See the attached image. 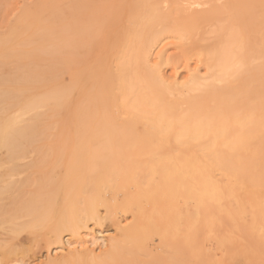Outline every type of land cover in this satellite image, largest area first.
<instances>
[{"label":"rangeland","instance_id":"374dc122","mask_svg":"<svg viewBox=\"0 0 264 264\" xmlns=\"http://www.w3.org/2000/svg\"><path fill=\"white\" fill-rule=\"evenodd\" d=\"M148 1L0 0V71L36 74L59 65L57 75L0 81V103L16 96L40 104L47 90L61 91L33 120L49 129L34 145L44 151L38 167L19 178L49 184L50 194L58 190L64 214L58 228L48 211L35 218L17 212L11 232L0 227V264H264V0L162 6L170 21L186 8L198 21L189 17L193 34L184 42L162 38L149 51L152 61L163 55V78L178 84L168 98L173 115L158 125L141 85L134 84L138 98L128 96L119 79L123 69L137 72L126 43ZM119 24L122 34L108 33ZM224 48L238 58L233 67L241 64L244 81L225 76L232 62L220 61ZM190 79L202 81L197 91L186 89ZM189 98L197 108H188ZM27 187L23 199L39 190Z\"/></svg>","mask_w":264,"mask_h":264},{"label":"bare ground","instance_id":"6f19581e","mask_svg":"<svg viewBox=\"0 0 264 264\" xmlns=\"http://www.w3.org/2000/svg\"><path fill=\"white\" fill-rule=\"evenodd\" d=\"M170 1L172 2L173 0H149L148 3L145 4V7L147 8V10L143 14L140 12V9H139V12H140L139 14L143 15V18H141V20L137 21L139 23V29L137 31H135L134 34H131L132 35L131 38L128 39V41L126 40L127 43L125 42L126 44H129L130 46L133 47V49L130 48L129 50H130V52L133 51V55H134L133 61H135V65L138 66L137 72H134V74H133L131 71H127L128 69H123L122 70L123 75L120 76V78H119V79H121L120 80L122 83L121 90H122L123 94H126L128 96L137 97V98L139 96V92L144 94L145 98L149 101L148 111L149 112L151 111V114L156 115L154 123L157 125H158L157 122L159 119L170 120V117H172L173 112H170L168 107H167V105L169 103L168 98L170 97L172 92L175 91L178 84L176 83L177 82L176 80L172 81L171 83H168L167 80H165L163 78V73L161 72V69H162L161 65L164 62L163 55L159 54L158 59L156 61L155 60L152 61L149 57V51L154 46L161 44L162 38H165V39L168 38L169 39V38L173 37L174 39L176 38L177 41H179V42H184L186 40L185 38H187V36H189V33L193 34V32H190V30H189L191 28V23L189 24L190 18H192V19H194L193 17H195V19L197 18V16L192 15L193 11H192V13L190 12L191 13V15H190L189 10H187L189 8H186V11H188V12H186L182 9L180 10L179 9L180 4L178 2L177 3L174 2V3H171L172 6H173V4L175 6V9L173 8V12L174 11L179 12V10H180L179 13H181L182 16H179L178 17L179 19H175L174 17H172L175 21H170L171 18H169V17H170V14L172 12H170V14L169 13L164 14L163 10L165 9V11H166L167 9H169V7H167V8L164 7V9L162 7L163 5H166V3L169 4ZM189 1H191V0H189ZM193 1H195V0H193ZM199 1H201V0H199ZM185 3H186V1H185ZM192 4H190L188 2V6L192 5ZM196 5H201V3H197ZM211 11H210V13H213V12L215 13V11H213V12H211ZM186 13H188V14H186ZM218 13L220 14V10L216 13V15ZM221 14H222V11H221ZM198 15H199V13H198ZM200 15H202V14L200 13ZM191 16H193V17H191ZM215 16H213V17H215ZM200 17L204 18L203 16H200ZM210 17H212V16H210ZM138 18L140 19V17H138ZM202 18H200L199 20H201ZM192 19H191V21L193 22L192 24H195L196 21H198V18H197V20H192ZM155 21H157V23H159L158 25L161 27L159 30H157L156 28L153 29V27H151L152 23H154V25L156 27H159L156 25L157 23ZM194 21H195V23H194ZM119 23L121 24V22H119ZM138 23H137V26H138ZM120 24H119V26H120ZM198 25H199V23H198ZM119 26H117L114 29H111L110 31H108V33L111 32L112 30H113L112 32H115L117 30L116 31L117 34L118 33L122 34V32H121L122 26H120V27ZM195 26L197 27V24ZM195 26L192 25V30H195V29H193V28H196ZM117 28H119V29H117ZM190 37H191V35H190ZM108 39H109V37H108ZM189 39H192V38H189ZM169 40L172 42L174 41L173 39H169ZM189 41H191V44H192V40H188V42ZM174 43H176V41ZM185 43L187 44V42H185ZM115 44H116V42H115ZM118 44H119V42L117 43V47H118ZM163 44H164V42H163ZM186 44H184L185 46L183 45L185 48H186ZM183 46H182V48H183ZM227 49H228V47H227ZM230 49L227 51L230 52ZM44 50H46V49L42 50L45 53V55H48V53L51 52L50 50H47V52H48L47 53ZM195 50H196V48H195ZM195 50H193V51H195ZM226 50H225V48L222 49L221 53L222 54L224 53V55L226 53V55H227L228 52ZM212 51H214V50H212ZM212 51H208L207 53H209V52H210V54L214 53ZM231 51H234V50H231ZM107 52H108L107 54L109 55L108 50H107ZM241 52H242V50H241ZM241 52L239 54H241ZM4 53L6 55V52H2V53H0V55H3ZM207 53L204 54L206 61H208V56L206 55ZM189 54H190V52H189ZM219 54L220 53H217L216 57H218L219 60L222 57V59L220 61L224 62L223 60H225V59L229 60V62H227V60L224 62L225 65L222 62H219L220 64H222L219 66V68H221L223 65L224 66L229 65L227 63L231 64V62H232V64H231L232 66L229 65L230 67H232L231 69L235 68V66L233 67V65L237 64L238 58L232 59L234 56L236 57V55H234V53L230 52V54L232 56L234 55L233 57L230 54H229V56L225 55L226 58L223 57L224 55H222V54H220V56L222 55L220 57ZM242 54H241V57H242L241 59H244L245 56L243 57ZM230 56H231L230 59L227 58ZM211 57H214V56H210V61H208L210 63L213 62V60H211ZM218 58H217V60L216 59L215 60L218 61ZM232 60L236 61L235 64ZM167 62H168V60H167ZM171 62H173V61H171ZM241 62H242V60H241ZM216 64H217V62H216ZM168 65H169V63H168ZM185 65H186V62H185ZM238 66L240 67L241 64L240 65L238 64L236 67L238 69H241ZM211 67L209 69H211ZM143 68H146L147 71H146L145 75L143 74V76H142L141 71L143 70ZM213 68H214V66H213ZM236 68H235V70H231L230 68L229 69L224 68L226 70L228 69V71L231 70L229 73H227L228 72L227 71L225 76H229L230 78H232V76H234L235 78L233 77L232 78L233 80L236 78L242 77V76L239 77V75L240 74L243 75L244 74L243 72H245V71L239 70L240 71L239 72V71H237L238 69L236 70ZM41 69H43L44 71L43 72L40 71L39 73H36V74H33L32 72H21V70H19L17 68L13 72H10L8 74H5L4 72L0 71V81L7 80L9 82H12V81L16 80L17 78L24 77V76L28 79H32L35 77L45 78L46 76H48V74H50V72H54V74H56V75L59 73V65H55L53 67L45 65ZM243 69H244V67H243ZM212 70H215V69H212ZM222 72H223V69L221 70V73ZM234 72H236V74L239 73V75L237 74L238 77L236 76V74L234 75ZM223 73H225V72H223ZM227 74H229V75H227ZM213 76H215V74H213ZM221 76H224V74ZM209 77H211V76H208V78ZM243 77H242V79H243ZM194 78H195V76H194ZM208 78L205 77V80ZM219 78H220V75L218 76V82H219ZM210 79L211 78H209V80ZM246 79H247V77H246ZM46 80H48V79L46 78ZM199 80H194V79L191 80L190 79L186 84V87H187L186 89L187 90L196 89V91H197V88L200 86L199 83L201 81V80L200 81ZM202 80H204V78H202ZM222 80H223V78H222ZM229 80L230 79H228V80L226 79L224 84L228 83ZM242 81H244V79ZM135 83H138L141 85L139 92L135 90V86H134ZM242 84H240V85H242ZM240 85H239V87H240ZM244 85H245V83H244ZM204 86L202 83V87H201L202 90L204 89ZM248 86H249V84H248ZM183 88L185 89L184 86H183ZM226 88H222L223 90H221V91H224V89L226 90ZM229 88H227V89H229ZM184 89H182V91L179 92L180 96L182 95V97H184L183 94L187 91V90L184 91ZM238 89H242V88H238ZM247 89H248V87H247ZM205 90L206 89H204L203 91H205ZM209 90H211V89H209ZM215 90H216V88H215ZM248 91H249V89H248ZM60 93H61V91L59 89H55V91H53V92L50 90H47V93L45 95H43L44 97H41L40 104L38 103L39 102L38 100L36 101V100H33L31 98H27V97H21V98L17 97L16 98V96H11L9 99L11 100V98H12V100L17 101V102L7 101L9 103L5 106H2L0 103V227L3 226L4 228H6L7 232H11V227L15 223V218H16L15 215L17 212L24 213L26 215V217L30 216V217L35 218L39 211H41V210L48 211L47 215L50 214V216H49L50 221L55 225L58 224V228L60 227V223L63 220V217H64L63 210H61V208L58 204V190H56L54 194H50L49 190H47V188L49 187V184L47 185L45 182H41V181L37 182V180L35 178L34 179L27 178L26 180H21V178H19L20 175L29 173V171L34 170L38 167L40 161L39 162H37V161L39 160V158H41L42 154H40V153H42V151H44V148L38 147V149H37L36 147H34V145H36L39 141L44 140L45 135L47 134L46 132L49 129L47 128L46 132L44 129H43V131L38 129L39 127L33 123V120L37 117H40V114L38 111L39 109L43 108L44 106H51L54 99L59 100ZM203 93H202V95H203ZM211 93H214V92H211ZM217 94H219V93H217ZM245 94H248V93L246 92ZM245 94H244V96H246ZM249 95H251V94L249 93ZM253 95H254V93H253ZM238 96H239V94H238ZM238 96H236V97L238 98ZM244 96H242V97H244ZM236 97H235V99L237 100ZM239 97L242 100L241 96H239ZM15 98H16V100H15ZM222 98H223V95H222ZM231 98L233 99V96H231ZM244 98H246V97H244ZM244 98H243V100H245ZM182 99H185V98H182ZM220 99H221V97H220ZM232 99H230V97H229V99L225 100V101L228 102L229 100L231 101ZM179 101H181V99ZM233 101H231V103ZM137 102H138V106L142 105L139 100H137ZM234 102H233V104H234ZM179 103H180V105H182L181 102H179ZM186 103H188V108H190V109L198 107V106L196 107V106H194V104H192L191 98L187 99ZM186 103H184V104H186ZM239 103H236L237 107H239L238 106ZM233 104H231V105L232 106L236 105V104L235 105H233ZM248 104H250V101L248 102ZM55 105H57V103ZM229 105L227 106L228 108H230ZM240 106H242V105H240ZM246 107H250V106L248 105ZM173 108H177V107H173ZM233 108H235V107H233ZM250 109L253 110L252 108H250ZM250 109H249V111H250ZM259 116H261V115H259ZM253 120H252V123L257 122V120H254V121ZM258 123L260 125V122H258ZM253 125L256 127L255 123ZM262 125H263V123L260 125L261 128L263 127ZM263 129H264V127H263ZM35 184H37L39 186V190L36 191L35 196L29 197L27 199H23L21 189L25 186L31 187ZM26 189H25V191H26ZM35 222L38 223V225L41 223V221H39V220H35Z\"/></svg>","mask_w":264,"mask_h":264}]
</instances>
